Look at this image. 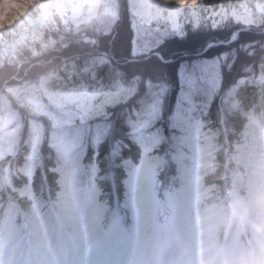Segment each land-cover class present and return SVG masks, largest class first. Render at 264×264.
<instances>
[{
  "label": "trees",
  "instance_id": "trees-1",
  "mask_svg": "<svg viewBox=\"0 0 264 264\" xmlns=\"http://www.w3.org/2000/svg\"><path fill=\"white\" fill-rule=\"evenodd\" d=\"M248 1L255 17L249 27L181 20L178 31L134 15L126 0H101L96 16L80 25L64 22L56 8L46 13L37 0L10 10L0 27V211L12 199L18 226L26 217L45 218L38 228L45 241L62 231L49 227L51 212L75 186H94L99 216L128 214L143 189L131 192L122 181L141 166L146 136L155 135L159 141L148 146L166 160L153 184L161 216L171 215L167 196L194 179L170 158L178 139L169 125L178 112L211 133L200 200L227 215L233 191L243 192L241 174L252 169L238 165L239 156L253 146L264 155V119L250 122L264 113V15ZM192 68L197 85L189 92ZM43 76L53 96L24 91ZM106 173L111 178H101ZM125 225L134 232L133 223Z\"/></svg>",
  "mask_w": 264,
  "mask_h": 264
},
{
  "label": "rangeland",
  "instance_id": "rangeland-1",
  "mask_svg": "<svg viewBox=\"0 0 264 264\" xmlns=\"http://www.w3.org/2000/svg\"><path fill=\"white\" fill-rule=\"evenodd\" d=\"M101 0H37L46 13L48 9H58L65 22L73 25L92 20L98 11ZM130 11L146 22L164 23L178 31L179 22L197 27L208 22L217 27L228 20L249 27L254 24L253 8L248 0H198L188 3L184 0H126ZM253 1V0H252ZM256 10L264 15V0H256ZM18 7L15 8L17 10ZM50 76L40 79L39 87L46 96L54 91L47 88ZM34 85L25 89L35 90ZM235 87L228 90L222 100L234 94ZM252 123H256L253 117ZM171 135L178 139L177 151L170 156L172 164L180 173H190L194 181L180 189H175L168 197L172 217L158 220V201L153 185L157 169L166 157L164 153H154L148 143L159 141L155 135H147L141 143L142 164L134 175H127L122 184L131 190L143 189L129 204L131 221L138 228L150 226L152 233L134 245V234L125 230V217L120 213H110L105 221L96 214L93 203L96 198L94 186L72 190L56 203L54 217L58 221L69 220L75 223L65 240L64 246H45L35 235H21L12 222V215L5 213L0 219V264H52L49 254H55L58 264H264V223L245 228L240 235L236 221L242 210L249 215L264 217V197L256 199L258 170L243 174L240 182L243 193H234L235 207L231 209L228 223L221 234L220 224L223 215L212 217L208 204L199 200L203 168L207 166L212 148L211 133L202 130L201 125L190 114L174 113L169 125ZM256 146L247 147L240 156L246 167L261 168L264 156L257 153ZM239 163V162H238ZM240 164V163H239ZM105 174L102 177H109ZM240 197H245L246 209L240 205ZM251 197V198H250ZM13 208V203H8ZM29 225L38 222L28 220ZM86 224L84 228L83 225ZM90 234L88 235V231ZM117 232V236L116 233ZM101 237L97 239L98 235ZM88 235V236H87ZM219 235L221 236L219 238ZM96 246L75 257L76 248L82 247L83 240ZM30 242L34 248L30 249ZM47 249V250H46ZM237 256L229 259L233 250Z\"/></svg>",
  "mask_w": 264,
  "mask_h": 264
},
{
  "label": "clouds",
  "instance_id": "clouds-1",
  "mask_svg": "<svg viewBox=\"0 0 264 264\" xmlns=\"http://www.w3.org/2000/svg\"><path fill=\"white\" fill-rule=\"evenodd\" d=\"M22 0H0V27L4 24L5 16L10 10H13L17 7ZM258 176V187L256 199L264 197V165L261 166ZM251 198V197H250ZM240 205L242 209H246L247 205L245 203V197H240ZM264 223V217L257 215L252 217L247 213L246 210H242L236 221L237 230L240 235H245V228L253 224L259 226V224Z\"/></svg>",
  "mask_w": 264,
  "mask_h": 264
},
{
  "label": "snow or ice",
  "instance_id": "snow-or-ice-1",
  "mask_svg": "<svg viewBox=\"0 0 264 264\" xmlns=\"http://www.w3.org/2000/svg\"><path fill=\"white\" fill-rule=\"evenodd\" d=\"M197 69L192 68L188 75H187V88L189 92H194L196 90V85H197Z\"/></svg>",
  "mask_w": 264,
  "mask_h": 264
},
{
  "label": "bare ground",
  "instance_id": "bare-ground-1",
  "mask_svg": "<svg viewBox=\"0 0 264 264\" xmlns=\"http://www.w3.org/2000/svg\"><path fill=\"white\" fill-rule=\"evenodd\" d=\"M239 254L238 250L234 249L233 250V253L228 255L229 256V259L231 260L232 259V256H237Z\"/></svg>",
  "mask_w": 264,
  "mask_h": 264
}]
</instances>
